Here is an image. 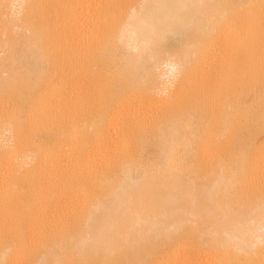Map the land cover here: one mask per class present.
Masks as SVG:
<instances>
[{
    "label": "bare ground",
    "instance_id": "bare-ground-1",
    "mask_svg": "<svg viewBox=\"0 0 264 264\" xmlns=\"http://www.w3.org/2000/svg\"><path fill=\"white\" fill-rule=\"evenodd\" d=\"M0 257L264 264V0H0Z\"/></svg>",
    "mask_w": 264,
    "mask_h": 264
},
{
    "label": "clouds",
    "instance_id": "clouds-1",
    "mask_svg": "<svg viewBox=\"0 0 264 264\" xmlns=\"http://www.w3.org/2000/svg\"><path fill=\"white\" fill-rule=\"evenodd\" d=\"M33 162H34V156L32 154L26 155L25 157L22 158V161H21L23 166H28ZM0 264H3V258L2 257H0Z\"/></svg>",
    "mask_w": 264,
    "mask_h": 264
}]
</instances>
